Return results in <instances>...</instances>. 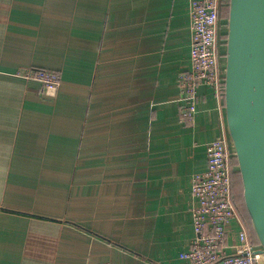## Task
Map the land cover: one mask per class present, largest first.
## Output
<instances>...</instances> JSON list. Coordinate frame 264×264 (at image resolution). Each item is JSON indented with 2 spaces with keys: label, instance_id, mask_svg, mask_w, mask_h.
<instances>
[{
  "label": "crops",
  "instance_id": "1",
  "mask_svg": "<svg viewBox=\"0 0 264 264\" xmlns=\"http://www.w3.org/2000/svg\"><path fill=\"white\" fill-rule=\"evenodd\" d=\"M188 8L0 0V264H186L191 175L219 132L208 85L179 118ZM26 68L58 74L54 94Z\"/></svg>",
  "mask_w": 264,
  "mask_h": 264
},
{
  "label": "built area",
  "instance_id": "2",
  "mask_svg": "<svg viewBox=\"0 0 264 264\" xmlns=\"http://www.w3.org/2000/svg\"><path fill=\"white\" fill-rule=\"evenodd\" d=\"M222 0H189L191 34L190 67L178 76L182 101L180 121L192 125L195 121L197 87L208 85L214 91L219 111L218 134L206 143V168L191 175L190 217L194 237L189 247L180 253L186 264H264V254L254 242L248 226L232 195L234 150L226 137L224 111V44ZM19 76L42 84L47 95L54 94L60 84L58 74L27 68ZM236 225L234 252H227L230 225ZM108 264V263H104Z\"/></svg>",
  "mask_w": 264,
  "mask_h": 264
},
{
  "label": "water",
  "instance_id": "3",
  "mask_svg": "<svg viewBox=\"0 0 264 264\" xmlns=\"http://www.w3.org/2000/svg\"><path fill=\"white\" fill-rule=\"evenodd\" d=\"M224 111L243 200L264 254V0H229Z\"/></svg>",
  "mask_w": 264,
  "mask_h": 264
},
{
  "label": "trees",
  "instance_id": "4",
  "mask_svg": "<svg viewBox=\"0 0 264 264\" xmlns=\"http://www.w3.org/2000/svg\"><path fill=\"white\" fill-rule=\"evenodd\" d=\"M228 4H229V0H222V14L221 15H222V18L225 19V25L227 23ZM222 36H223V38H226V27H224V29H223V35ZM233 161L235 163L234 169L232 171V181L234 182V184L232 186L233 200H234L237 208L242 213L241 215L243 216L244 220L247 222L248 229L250 231V234L252 236L253 241L257 243L255 236L253 234V231H252L249 215H248L246 208H245V204H244V200H243L242 182H241L240 173L238 171L237 161H236L235 156L233 157Z\"/></svg>",
  "mask_w": 264,
  "mask_h": 264
},
{
  "label": "rangeland",
  "instance_id": "5",
  "mask_svg": "<svg viewBox=\"0 0 264 264\" xmlns=\"http://www.w3.org/2000/svg\"><path fill=\"white\" fill-rule=\"evenodd\" d=\"M27 69V68H26ZM25 70V69H24ZM226 137H227V139H228V141H229V144H230V148H231V150H234V147H233V144H232V141H231V139H230V136H229V133H228V130H227V134H226ZM238 167V166H237ZM236 167V168H237ZM233 184H234V182H233ZM241 191V190H240ZM239 210V209H238ZM240 211V210H239ZM241 213V212H240ZM242 214V213H241ZM246 222V221H245ZM246 224H247V222H246ZM248 226V225H247Z\"/></svg>",
  "mask_w": 264,
  "mask_h": 264
}]
</instances>
